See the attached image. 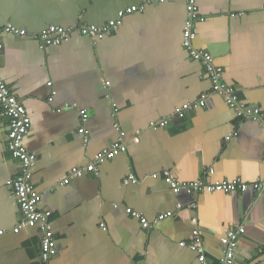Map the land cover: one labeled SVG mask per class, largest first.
Listing matches in <instances>:
<instances>
[{"label": "crops", "instance_id": "1", "mask_svg": "<svg viewBox=\"0 0 264 264\" xmlns=\"http://www.w3.org/2000/svg\"><path fill=\"white\" fill-rule=\"evenodd\" d=\"M188 1L0 0V74L32 121L25 146L37 156L32 183L42 195L39 208L52 212L58 255L51 264H200L196 253L180 247L195 231L210 263L222 264L221 239L238 227L245 233L235 264L264 263V194L253 188L175 194L166 181L165 173L180 183L264 179L262 121L238 116L212 94L203 64L183 46ZM196 4L202 19L195 46L214 57L240 102L259 108L264 119V0ZM133 6L139 9L126 13ZM118 19L121 25L101 39L76 32ZM8 25L28 34H6ZM49 26L74 33L43 50L38 35ZM202 95L208 96L204 107L185 119L176 116ZM163 119L166 127L151 128ZM115 125L127 133V151L75 177L74 168L94 164L118 141ZM8 133L0 113V264H39L40 230L13 233L23 216L10 182L21 165L8 152ZM130 175L139 182L126 185ZM127 209L153 227L144 229ZM168 212L175 215L156 221Z\"/></svg>", "mask_w": 264, "mask_h": 264}, {"label": "built area", "instance_id": "2", "mask_svg": "<svg viewBox=\"0 0 264 264\" xmlns=\"http://www.w3.org/2000/svg\"><path fill=\"white\" fill-rule=\"evenodd\" d=\"M64 1V0H63ZM148 3L152 1L165 2V0H146ZM197 0H189L187 4V17L184 25L183 33V46L188 52L191 60L203 64L206 73L211 81L212 94L219 95L224 98L226 103L232 108L238 116L244 119L260 120L264 125L262 112L259 108L249 107L240 102L237 91L227 85L224 81V69L216 65L214 57L207 51L200 50L195 46L197 39L196 22L201 20L202 17L198 12L196 4ZM139 8L133 6L127 9L126 13L136 12ZM122 21L121 19L110 21L107 25L97 26H84L76 30L77 33L89 36L94 35L95 38L101 39L105 37L112 30H116ZM6 34L25 37L28 32L25 29H18L13 25L5 27ZM74 33L72 29H66L60 26H49L39 33L38 38L40 47L43 50L60 45L70 34ZM4 50V44L0 36V54ZM109 86L106 83L105 88ZM208 96L202 95L201 100L196 104L187 103L176 109L175 114L180 119H185L195 109L202 108L206 105ZM0 113L5 116L9 121L8 145L7 149L10 155L18 160L21 165L20 172L10 182L12 192L16 203L22 213L23 223L21 226L16 227L13 233L17 234L21 229L40 230L42 237L40 242V263L51 264L52 260L58 255V245L52 228V212L49 210H41L39 205L42 201V195L34 188L33 170L37 165V156L35 153L29 151L25 146V139L29 134L31 127V118L28 115L26 108L15 96L6 81L0 74ZM82 123H87L89 115L86 110L80 112ZM169 124L167 119L152 121L150 126L154 130L166 127ZM119 131L118 141L115 142L110 150H105L95 157V163L87 166L86 168H74L72 174L75 177H83L86 173L96 172L97 164L111 160L120 153L127 151V133L115 125ZM79 134L83 136L84 142H89L88 131L85 127L79 129ZM140 132L134 133L133 140L136 143L140 142ZM214 174V171H210ZM166 181L171 186L173 193L180 194L183 191L188 193H233V192H246L253 188L256 192L264 194V179L257 180L252 184H248L240 179L235 180H216L213 182H204L201 180L189 183H180L173 178L169 173H165ZM139 180L135 175H130L125 183H138ZM117 206V205H115ZM182 206L179 205V208ZM127 214L140 220L144 229H151L153 224L142 215L132 209L126 210ZM175 214L168 212L159 215L156 219L157 222L164 221L172 218ZM196 222V220H194ZM104 229V224L101 225ZM245 233L244 227L237 229H230L227 231L225 237L221 239L222 245L226 248L225 257L222 264H235V252L238 247V240L241 235ZM5 234V231H0V237ZM180 247H188L191 251L197 254L200 264H211L206 252V248L199 231H195L193 238L190 242L180 243ZM264 264V263H261Z\"/></svg>", "mask_w": 264, "mask_h": 264}]
</instances>
